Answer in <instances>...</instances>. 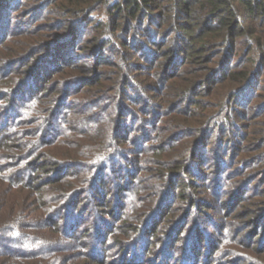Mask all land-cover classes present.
Wrapping results in <instances>:
<instances>
[{
    "label": "trees",
    "instance_id": "16d2710c",
    "mask_svg": "<svg viewBox=\"0 0 264 264\" xmlns=\"http://www.w3.org/2000/svg\"><path fill=\"white\" fill-rule=\"evenodd\" d=\"M11 1L0 0V264H215L217 250L264 264V194L246 208L242 228L260 226L248 253L228 220L195 211L207 187L234 197L236 176L264 177V0H28L13 25Z\"/></svg>",
    "mask_w": 264,
    "mask_h": 264
},
{
    "label": "rangeland",
    "instance_id": "374dc122",
    "mask_svg": "<svg viewBox=\"0 0 264 264\" xmlns=\"http://www.w3.org/2000/svg\"><path fill=\"white\" fill-rule=\"evenodd\" d=\"M23 2H28V0H12L11 1V5H17L18 7H20V9L18 11H16L15 13H11L10 14V18H12V22L11 24L13 25L14 22L18 19H24L27 18L26 16V12L27 10L25 9L24 5H20ZM41 12L40 10L38 11V13ZM11 25V26H12ZM71 57L69 59H78L80 63L85 64V65H90L91 61H87L85 59H80L79 55H70ZM107 69H109V71L106 72V76H110L112 73V67L107 66ZM74 72V71H72ZM6 77H4L3 81L10 79L11 77H13L14 75H10L7 74L5 75ZM6 78V79H5ZM2 81H0V85ZM107 84H110V80L106 81ZM82 81L80 82L79 85L81 84ZM78 85V86H79ZM84 88L79 89L77 92L78 95L77 96H85V94L89 95V100H92V97H90L91 93L89 91L84 92L83 91ZM113 92V91H110ZM99 104H104L103 102L99 101ZM137 104V101H135L134 105ZM77 106V105H74ZM71 108H76V107H71ZM103 108L99 107L97 108V112H103ZM78 116H81L80 114H78ZM82 117V116H81ZM102 122L104 120V117L100 119ZM245 154H248V152H246ZM211 165V164H210ZM113 174V173H112ZM248 174H240L238 176H236V178L241 179V182L243 183V189L240 190V192L238 193L239 196L241 195H245V201L243 202L242 205H237L236 202L239 200V196H234L232 197V191H230V193H224V191L230 190L232 188H234V186H228L227 189H222L218 188V187H207L205 190L206 192H208L211 201L210 203H208V205H203L201 208L203 209L202 211L200 209H195L196 212H200V219L201 220L203 217L207 218L209 216L210 218H213L216 222H218V224H220L221 222H224L225 220H228L229 223L227 224L228 229H225V231L227 232L226 236L231 237V240L233 242H237V246L235 245V248L242 250V252L244 253H248V249L247 247H245L244 242L247 241L248 237L252 236L256 230H260V226L257 227V224L254 220L250 221L249 224L245 227L242 228V226L245 225V220L248 218L247 215V211L246 208L247 206H251L250 202H252V200H261V197L254 195V194H264V177L262 175L257 176L253 179H250L248 177ZM233 178H226L224 176V180L226 181H230ZM246 188V189H245ZM224 190V191H223ZM252 190H255L254 193H251ZM217 192H219L220 194H224L223 197L225 198V200H221L220 198H218ZM231 195V196H230ZM261 196V195H260ZM218 198V199H217ZM228 199H230L231 204L228 205ZM264 200V197H263ZM200 210V211H199ZM264 219V218H263ZM192 221V220H191ZM192 223L188 224L191 225ZM206 227V232L209 234V236H211V238H214V241L216 240H220L219 239V231L217 229H215L216 227H213L211 225H207ZM257 227V229H256ZM242 228V229H241ZM224 231V232H225ZM229 237H224L223 241L219 243V245H223V242L229 239ZM263 238L261 233L260 234H256L254 235V238ZM203 238V235H202ZM234 246V245H231ZM257 248H262L260 246V244H256L255 243V247L252 248L250 250V252L254 251ZM263 249V248H262ZM203 250H205L203 248ZM203 253V252H202ZM200 256V260L199 262H202L203 260V256ZM230 254V255H229ZM239 254H242L241 252H228V254L224 253L221 250H217L213 253L212 255V261L215 262V264H246V262L244 261L243 257ZM214 256V257H213ZM231 259H235V262L230 263ZM206 264V263H203ZM248 264V263H247Z\"/></svg>",
    "mask_w": 264,
    "mask_h": 264
}]
</instances>
